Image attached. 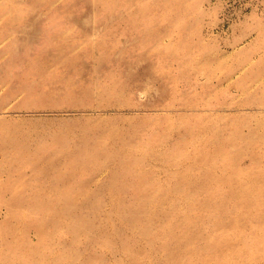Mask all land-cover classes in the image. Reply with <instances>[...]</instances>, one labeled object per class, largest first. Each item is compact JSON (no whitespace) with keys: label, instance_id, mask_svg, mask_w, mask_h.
I'll list each match as a JSON object with an SVG mask.
<instances>
[{"label":"rangeland","instance_id":"rangeland-1","mask_svg":"<svg viewBox=\"0 0 264 264\" xmlns=\"http://www.w3.org/2000/svg\"><path fill=\"white\" fill-rule=\"evenodd\" d=\"M0 264H264V0H0Z\"/></svg>","mask_w":264,"mask_h":264}]
</instances>
